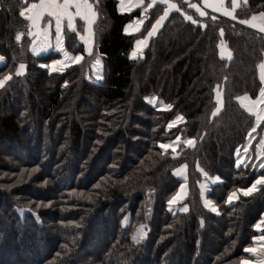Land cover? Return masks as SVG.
<instances>
[{"label":"trees","instance_id":"trees-1","mask_svg":"<svg viewBox=\"0 0 264 264\" xmlns=\"http://www.w3.org/2000/svg\"><path fill=\"white\" fill-rule=\"evenodd\" d=\"M27 1L0 0V79L12 77L0 88V264H241L244 249L264 236V184L226 203L264 177V168L235 161L254 127L264 59V34L243 20L264 13V0H239L234 18L200 17L181 5L193 21L170 13L137 58L129 57L134 41L164 5L127 34L140 9L120 13L118 0H89L94 50L56 72L41 65L58 52H30L20 15ZM83 26L78 20L77 31ZM64 49L83 52L76 31L64 28ZM177 116L183 120L169 129ZM178 136L176 154L159 147ZM180 165L186 181L173 174ZM204 179L216 213L202 202ZM182 182L188 211L171 213ZM139 225L145 237L136 243Z\"/></svg>","mask_w":264,"mask_h":264},{"label":"snow or ice","instance_id":"snow-or-ice-1","mask_svg":"<svg viewBox=\"0 0 264 264\" xmlns=\"http://www.w3.org/2000/svg\"><path fill=\"white\" fill-rule=\"evenodd\" d=\"M127 2L131 4L132 0H127ZM163 2L164 0H161V3ZM124 3H125V0H121V4H124ZM142 3H143V0H136V3L133 5V7H138ZM52 6H54L57 9V11H53ZM72 7L76 9L75 14L69 11V8H72ZM151 7H152V4H149L148 8H151ZM31 8L38 10L34 17V27H39V21L44 17L45 13L48 16L54 17L57 50L63 53L65 60H72L74 63H79L82 57L81 56H75L74 58L69 57L68 52L65 51L62 46V21L66 19L69 29H73V30H74V21L76 17H79L81 20L85 21L86 25H90L92 23L91 18L92 16L95 15V13L93 12L92 5L89 3V0H63L62 4H60L58 0H40V4H32ZM130 10L131 9H129V11ZM145 11H147V9H145ZM20 15L24 16L25 13L21 12ZM135 23H136L135 31L138 32L140 31V26L143 25L144 21L138 20ZM160 24H161V20L159 19L153 25L152 29L148 31L147 36L143 40L137 41V50L133 51V53L131 54L132 58H135L138 54H140L142 57L143 48L147 47V44H148V38L155 35L157 28ZM128 27H132V26L131 25L127 26L126 32H127ZM88 31H89V28L86 27L85 32L87 33ZM30 35H39V36H43L44 38V43H43L42 48L33 49L34 53L38 51H46L49 47H51V45L48 43V35H49L48 26H45L41 30V32L30 33ZM19 39H20V36H17V40ZM82 39H84V43H85V52H87L88 54H91V51L87 47L88 39L86 37H82ZM3 59H4L3 57H0V61H3ZM99 62H100L99 57H97L96 64L99 65ZM63 63L64 61L58 59V60H53L50 65H41V67H47L49 68V70H56L57 66L62 65ZM24 69H25V65L20 64L18 66L16 75L17 76L23 75ZM11 78L12 77L10 75H5L3 79H0V88H3L6 82L9 81ZM155 99L156 98H152V100L149 102L154 103ZM168 107L170 108L171 106H168ZM182 120H183V117L177 116L176 120L168 125L169 129L174 127L177 123L181 122ZM179 140H180V137L178 136L176 138V141H179ZM176 141L172 142V144L162 143L159 145V147L163 149L164 151H167L169 148H171V151L174 154H176V147L173 146L176 143ZM184 143L186 146H194L195 141L193 139H188V140H185ZM261 143L264 144V141H261ZM245 151H247V148H245ZM237 156H238L237 167H240V165L244 162V158L239 156V150H237ZM185 167L186 166H182L180 169L175 170L173 174L178 177L183 175L185 171ZM259 167L264 168V163L260 164ZM33 171H35V169ZM214 179H218V178H214ZM185 181H186V177H185ZM260 184H264V177L258 178L252 184V186L247 189H237L236 191L229 193L226 203L230 204L234 198H237V192H242L244 196L250 195L256 189L257 185H260ZM186 194H187L186 193V183H184L180 185L176 194L168 201L170 210H171V207L175 203H178L180 200H182ZM202 198H203V194H202ZM204 205L205 207L209 208L211 211L217 212V207L213 204L212 201L205 200ZM180 211L187 212L188 211L187 206L181 208ZM259 228H260V225L258 224L257 229L259 230ZM144 235L145 233L143 232V226H141V229L139 230V237L138 238L136 236L133 237L134 242L139 243L140 240L144 238ZM259 239L264 240V236L259 237ZM244 251L247 253V252L253 251V249L245 248Z\"/></svg>","mask_w":264,"mask_h":264},{"label":"crops","instance_id":"crops-1","mask_svg":"<svg viewBox=\"0 0 264 264\" xmlns=\"http://www.w3.org/2000/svg\"><path fill=\"white\" fill-rule=\"evenodd\" d=\"M58 2L60 4H62L63 3V0H58ZM239 2H240L239 0H164V2L161 3V0H155V2H154V0H149V3L148 4H144V1H143V3L140 4L138 7H133V5L136 3V0H132V3L131 4H129L127 2V0H125V3L124 4H121V0H118V2H117V9H118V11L120 13H128V12H130L132 10H135V9H140L141 10L140 17H138V18L134 19L132 22L128 23L125 26V28H124V31L126 32V27L129 26V25H131L132 27H128L126 33L127 34H132V33L137 32V31H135V26H136V23L135 22L138 21V20H143L144 21L146 12L149 9L148 8V5L149 4H152V6L155 5V4H163L164 5V10H163L162 14L154 21V23L152 24L151 28L148 30V31H150L152 29L153 25L156 23V21L160 19L161 20V24L157 28V31H158L161 28V26L163 25V23L166 20V18L172 12L179 11V12L183 13V15H184V17L186 19H188V20H192L193 19V17L188 14L189 12H183L182 11L181 5H183L188 10H192L193 12H195V14L197 16H200V17L214 16V15H219L220 14V15H224V16H226L228 18H232L233 15H234L235 9L239 6ZM32 4H40V0H30V1H27L26 2V5L20 11V13L21 12H24L25 13V15L22 16V17L24 19H26V21L28 23V30H27L26 35L30 38L29 49H30L31 44H33V43L34 44H39L41 42H44L43 36L30 35V33H39V32H41V30L45 26H48V28H49L48 41H51V46L53 47L48 52L54 51V52H58L59 53V57H57V58H55L53 60H58L60 58H64L63 53H61L60 51L57 50V48L54 47V45H55L54 42L56 41L55 19H54V17L48 16L45 13L44 17L39 21V27H34V17H35V14H36V12L38 10L31 8V5ZM90 4L92 5V3H90ZM92 9H93V12L95 13V15L92 16V18H91L92 19V23L90 25H86L85 24V21L81 20L79 17H76V19L74 21V30H73V29H69V27L67 25V20L66 19H64L62 21V46H63V48H64V28H67L70 31H76L77 32V38L81 42V40H80V34H83L84 31H85V28L88 27L89 28V31H88L89 32V35L92 38V43H93L92 52H93V50H94L93 24L96 21L97 16H96V12L94 10V6L93 5H92ZM129 9H131V10L129 11ZM145 9H147V11H145ZM52 10L53 11H57V9L54 6H52ZM69 11L71 13L75 14L76 9L74 7H72V8H69ZM78 20L83 21V25L84 26L82 27V31H77V21ZM247 20L248 21H243V23L245 25H247V26L251 27L252 29H254V30H256V31L261 32V33L264 34V13H260L258 15L255 14V15H253L252 17H250ZM140 28H141V26H140ZM157 31H156V33H157ZM147 34H148V32L144 36L139 37V38H136L135 41H137V39L138 40H143L147 36ZM18 36H20V39H21V37L23 36V34H18ZM152 37H149L148 38V42H149V40ZM135 41H134V45H133V48H132V52L134 51V49L137 50V47H135ZM81 44H82V42H81ZM82 46H83V44H82ZM145 48L146 47H144L143 50ZM222 49L224 50V56L225 57H229L228 50L224 46H222ZM30 52H31V54H33V52L31 51V49H30ZM92 52H91V54H92ZM68 54H69V57H71V58H73V56L76 55V54H70L69 52H68ZM85 55H90V54H85ZM138 55L140 56V54H138ZM82 58H83V56H82ZM263 60L264 59H262V61L257 66L258 79H259L260 83L262 84V89L261 90H263V87H264V81H262V79L260 77V66H261V64L264 63ZM52 61H50V62H48L46 64H50ZM68 61H70V60H66V62H68ZM72 64H75V63L73 62ZM72 64H69V65H72ZM69 65H66L65 67H67ZM263 70H264V68H263ZM261 90H260V92H261ZM255 100L253 102L254 112H255V107H254ZM158 107L159 108H164V105L163 106H158ZM172 141H175V140H172ZM165 144H168V142L165 143ZM177 144H178V142H177Z\"/></svg>","mask_w":264,"mask_h":264},{"label":"rangeland","instance_id":"rangeland-1","mask_svg":"<svg viewBox=\"0 0 264 264\" xmlns=\"http://www.w3.org/2000/svg\"><path fill=\"white\" fill-rule=\"evenodd\" d=\"M258 14H260V13H256V15H258ZM234 17H235V12H234V15H233L232 18H234ZM247 19H249V18H247ZM247 19H245L243 21H248ZM82 37H86L88 39L87 47L92 52V46H93L92 38L89 35V32L86 33L84 31L83 34H80V40H81V42L83 44V52L77 53L76 55L73 56V58L75 56H81L82 57L84 54H88L87 52H85V43H84V39H82ZM137 41H138V39H137ZM137 41H135V47H137ZM43 43L44 42H41L39 44H34V43L31 44V46H30L31 51L33 52V49L42 48ZM48 43L51 45V41H48ZM54 44H55L54 47L56 48V41L54 42ZM52 48L53 47L51 46L46 51H38L36 53L33 52V54L35 56H37V55L40 56V55L48 53V51H50ZM134 51H136V49H134ZM132 53L133 52L131 50L129 52V57H131V58H132V55H131ZM138 56L139 55H137L136 58ZM59 60L64 61V63L62 65H58L56 70H49V68H47V67L46 68L50 72H56V71H61L66 65H69V64L73 63L72 60L66 62L65 58H60ZM50 64H43V65H50ZM263 68H264V63L261 64V66H260V77H261L262 81H264V70H263ZM151 100H152V97L149 99V101H151ZM151 104L154 105V106H157V107L158 106H163V104L159 103L156 99H155V102L151 103ZM254 107H255V112L253 110V113L255 114L254 127L250 130V133L248 134L244 144L239 149V156L244 158V162L241 165H244V164L248 163L249 161H251L250 163H252V166L255 165L258 169H260L259 165L264 163V144L261 143V141H264V130H261V131L257 130V125L259 124V122L261 121V119H262V117L264 115V88H263V90H261L260 94L257 96V98L255 100ZM175 120H176V118L173 119L172 121H170L168 123V125L170 123H172L173 121H175ZM188 139H191V138H183L182 142L184 143V141L188 140ZM172 142H174V141H170V142H168V144H172ZM177 142L178 141H176V143L173 145L174 147H177ZM245 148H247V151H245ZM237 159H238V156H237V152H236V157H235L236 164H237ZM182 166H184V165L178 166L175 170L180 169ZM176 177L181 179V180H185V177H186L185 171H184L183 175H181L179 177L176 176ZM181 184H184V183H181ZM210 185H211V182H210V180H207V179H204L201 182V184H200L201 196L203 194V198H202L203 204H204L205 200L212 201V200H210L209 198L206 197V194H207V192L210 189ZM182 200H180L178 203H175L171 207V210H170L169 205H168L169 211L171 213L180 212L181 208L187 206L184 202H182ZM151 208H152V193H150L147 196L146 201H145V213H146L147 216L150 215ZM207 209L210 210L209 208H207ZM214 213H216V212H214ZM121 223H122L123 226H126L128 224V216L127 215L122 218ZM258 224L260 225L259 230L257 229V225ZM141 226H143V225H139V226L136 227V229H135V231H134V233L132 235V238L134 236H136L137 238L139 237V230L141 229ZM262 227H263V223H262V220H260L256 224L255 228H256V230L258 232H260L262 230ZM143 232L145 233L144 226H143ZM144 237H145V235H144ZM259 237H261V234H259L258 236L254 237L255 239H253L252 245L250 247H248V248L253 249V251L249 252V257L248 258H244V259L241 260V264H264V240H260Z\"/></svg>","mask_w":264,"mask_h":264},{"label":"water","instance_id":"water-1","mask_svg":"<svg viewBox=\"0 0 264 264\" xmlns=\"http://www.w3.org/2000/svg\"><path fill=\"white\" fill-rule=\"evenodd\" d=\"M19 65H20V64H19ZM19 65H18V66H19ZM18 66H17V69H18ZM16 72H17V70L15 71V75H16Z\"/></svg>","mask_w":264,"mask_h":264}]
</instances>
